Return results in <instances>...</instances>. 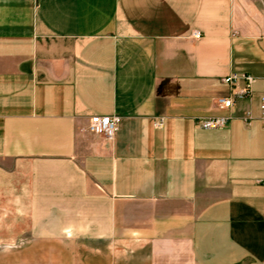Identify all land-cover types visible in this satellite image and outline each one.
Listing matches in <instances>:
<instances>
[{"label":"crops","instance_id":"crops-1","mask_svg":"<svg viewBox=\"0 0 264 264\" xmlns=\"http://www.w3.org/2000/svg\"><path fill=\"white\" fill-rule=\"evenodd\" d=\"M263 94L264 0H0V264H264Z\"/></svg>","mask_w":264,"mask_h":264},{"label":"built area","instance_id":"built-area-1","mask_svg":"<svg viewBox=\"0 0 264 264\" xmlns=\"http://www.w3.org/2000/svg\"><path fill=\"white\" fill-rule=\"evenodd\" d=\"M195 37L199 38L200 35L197 34L195 35ZM256 82L257 79L245 74H233L226 77L224 79V83L229 85L232 92L231 97L218 99L217 107L221 110H230L235 106L237 101L250 98L253 94V89ZM259 110V120L261 121L262 126L264 127V94L260 99ZM231 119L232 116L210 118L202 121L201 125L207 129H217L224 127ZM242 119L249 126L254 117L251 115V113H247L243 116ZM121 122V117L117 115L93 116L90 119L89 132L93 135L101 136L107 140L112 141L119 130Z\"/></svg>","mask_w":264,"mask_h":264},{"label":"rangeland","instance_id":"rangeland-1","mask_svg":"<svg viewBox=\"0 0 264 264\" xmlns=\"http://www.w3.org/2000/svg\"><path fill=\"white\" fill-rule=\"evenodd\" d=\"M7 251H1V256L6 255Z\"/></svg>","mask_w":264,"mask_h":264}]
</instances>
